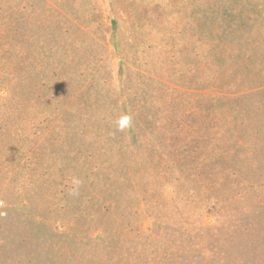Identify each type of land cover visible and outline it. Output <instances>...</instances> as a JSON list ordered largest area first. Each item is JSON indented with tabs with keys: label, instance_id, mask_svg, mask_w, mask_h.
<instances>
[{
	"label": "rangeland",
	"instance_id": "obj_1",
	"mask_svg": "<svg viewBox=\"0 0 264 264\" xmlns=\"http://www.w3.org/2000/svg\"><path fill=\"white\" fill-rule=\"evenodd\" d=\"M0 264H264V0H0Z\"/></svg>",
	"mask_w": 264,
	"mask_h": 264
},
{
	"label": "clouds",
	"instance_id": "obj_2",
	"mask_svg": "<svg viewBox=\"0 0 264 264\" xmlns=\"http://www.w3.org/2000/svg\"><path fill=\"white\" fill-rule=\"evenodd\" d=\"M133 123V118L129 114H123L117 119L114 124H115V130L117 132H125L127 129L132 127ZM81 181L79 179H73L72 184L73 187L70 189V194L75 195L78 194V188L80 185Z\"/></svg>",
	"mask_w": 264,
	"mask_h": 264
}]
</instances>
